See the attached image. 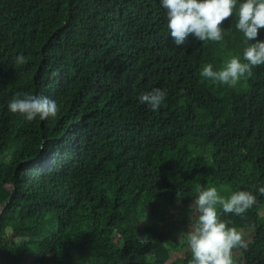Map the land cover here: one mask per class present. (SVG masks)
Masks as SVG:
<instances>
[{
  "label": "trees",
  "instance_id": "16d2710c",
  "mask_svg": "<svg viewBox=\"0 0 264 264\" xmlns=\"http://www.w3.org/2000/svg\"><path fill=\"white\" fill-rule=\"evenodd\" d=\"M235 23L177 46L160 0H0V264H188L198 187L252 192L220 219L248 242L235 264H264V65L235 87L200 74L242 57ZM154 88L158 112L138 100ZM17 92L57 116L11 113Z\"/></svg>",
  "mask_w": 264,
  "mask_h": 264
},
{
  "label": "clouds",
  "instance_id": "9594fccd",
  "mask_svg": "<svg viewBox=\"0 0 264 264\" xmlns=\"http://www.w3.org/2000/svg\"><path fill=\"white\" fill-rule=\"evenodd\" d=\"M160 5L166 10L167 30L177 46L186 43L190 35L203 43L222 41L223 23L235 13V28L242 33L247 45L242 57L227 58L218 70H213L210 63L205 65L200 73L203 78L235 87L253 75V68L264 65V41L256 39L259 30L264 29V0H243L239 4L237 0H160ZM253 40L256 42L252 43ZM15 62L23 65L28 60L21 54ZM166 96L165 90L154 88L141 92L138 100L150 111L158 112ZM8 110L30 122L37 117L40 120L55 118L59 105L45 95L17 92L8 102ZM196 191L198 195L190 205L196 220L186 235L191 252L188 264H235L233 250L246 251L249 245L240 230L220 219L221 211L225 215L243 216L256 203V197L245 190L225 197L216 187H198ZM258 191L264 195V187Z\"/></svg>",
  "mask_w": 264,
  "mask_h": 264
},
{
  "label": "rangeland",
  "instance_id": "374dc122",
  "mask_svg": "<svg viewBox=\"0 0 264 264\" xmlns=\"http://www.w3.org/2000/svg\"><path fill=\"white\" fill-rule=\"evenodd\" d=\"M0 210H1V208H0ZM173 211L176 212L177 208L173 207ZM186 211L189 214V216L186 217V220L180 222V229H178L179 239H182L183 235L187 234L189 226L191 224L195 223V220H196V214L194 212H192L190 208L187 209ZM263 214H264V211H263ZM170 226L172 227L173 225L171 224ZM237 258H238V261H240L241 254L239 252L237 253Z\"/></svg>",
  "mask_w": 264,
  "mask_h": 264
}]
</instances>
